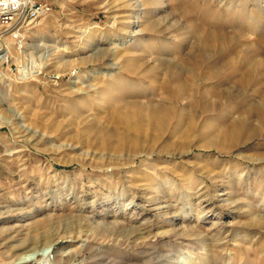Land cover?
Wrapping results in <instances>:
<instances>
[{
  "label": "rangeland",
  "instance_id": "374dc122",
  "mask_svg": "<svg viewBox=\"0 0 264 264\" xmlns=\"http://www.w3.org/2000/svg\"><path fill=\"white\" fill-rule=\"evenodd\" d=\"M36 1L50 11L0 22V264H264L260 115L233 136L239 115L202 100H260L264 68L240 74L264 29L199 51L230 4L264 25V0Z\"/></svg>",
  "mask_w": 264,
  "mask_h": 264
},
{
  "label": "bare ground",
  "instance_id": "6f19581e",
  "mask_svg": "<svg viewBox=\"0 0 264 264\" xmlns=\"http://www.w3.org/2000/svg\"><path fill=\"white\" fill-rule=\"evenodd\" d=\"M221 1H222V5H224V6L227 5L225 0H221ZM262 1L263 0H257L256 2L260 4ZM234 5L237 6V8H233L232 6H234ZM228 10L231 13V15L228 18H226V20L223 24L229 28L231 27L232 30L230 31V30L224 29L223 30L224 36H221L219 39H216L215 37H212V36L206 37L205 40L200 44V47L198 46L199 51H201L205 55V57H207V58L212 57L216 53L219 54L220 51H222V49H225L229 45L233 44V39L235 38V36L237 34L234 29L235 28L239 29V26L241 23H243V21H245V20L249 21L250 24H249V27H246L244 30H241L242 28L239 29V32H240L242 37H246L248 35V33H255L256 31H259L260 29H264L263 24L257 23V21H255V19H253L252 10H250V8L247 6L246 3L242 2V1H238L237 4H230V6L228 5ZM243 18H245V19H243ZM20 27H23V25H21ZM220 34H219V36H220ZM243 45L248 50H252L253 48H256L257 51H260L261 49L264 48V33H262L258 37V39L256 40V42L254 44H252V43L250 44V42L249 43L244 42ZM253 51H254V49H253ZM236 59L237 58H235V60ZM247 60H248V65L250 64L252 66H249L248 68H246L248 70H246L245 72H242L240 74V79L244 80V81L253 72H255V71L257 72V71H259V69L261 70L262 68H264V59L259 62L256 59H254L253 57H248ZM222 62H224V65H226L225 64L226 61L223 60ZM33 67H35V66H33ZM251 68H253V69H251ZM225 69H226V67H225ZM33 71H34V68H33ZM39 72L40 71H36V74ZM192 72H189L190 78L195 79L197 71L193 70ZM218 73H219V71L215 70L214 74H213L214 77H217ZM205 75H206V78L208 79V77H207L208 74L206 73ZM213 75L211 74L210 76H213ZM238 84H240V83H238ZM174 85H175L174 86L175 93L177 95H180V96H185L190 91V89H192V86H190V84L186 80H183L181 77H179V75L176 78ZM228 88H230V87H228ZM234 89H236V90H234ZM234 89H233L234 91L231 89H219V88L207 90V92L202 94V100H204V101L206 100V98H204V97H209L210 98L209 100H211V98H213L212 99L213 102H215V104L218 103L219 104L218 106L221 109H228L229 114L237 113L239 115V119L235 120L233 125L229 126V127H231V129L227 130V132H229L230 135H233V134H235L237 136L238 135H244V134L248 135V132H249L248 129H249L250 122H249L248 118H243V115H245V114H248V115H253L256 113L259 114L260 115V123H261L260 129L262 131L264 129V92L261 93L259 101H256L255 99H249V100L246 99V101L242 105L237 106V105H234L235 102L237 100L243 99L241 96V92H240L242 90L238 89V87H235ZM246 91H248V90H246ZM235 93H237V94H235ZM200 94H201V92H200ZM223 98H224V100H223ZM209 104H210V102H209ZM210 106L214 107V109H217V107L215 105H213L212 103L210 104ZM235 126H238L239 128H236ZM26 252H28V251H26ZM44 257H45L44 255H39L34 259L41 260ZM34 259H30L28 257H24V258L22 257L20 262L29 263V262H32V260H34Z\"/></svg>",
  "mask_w": 264,
  "mask_h": 264
},
{
  "label": "built area",
  "instance_id": "2783aa9c",
  "mask_svg": "<svg viewBox=\"0 0 264 264\" xmlns=\"http://www.w3.org/2000/svg\"><path fill=\"white\" fill-rule=\"evenodd\" d=\"M50 9L49 3L36 0H0V22L4 26H21L38 19Z\"/></svg>",
  "mask_w": 264,
  "mask_h": 264
}]
</instances>
